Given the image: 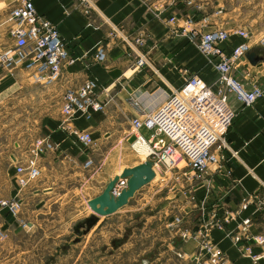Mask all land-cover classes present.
I'll use <instances>...</instances> for the list:
<instances>
[{"label": "crops", "instance_id": "crops-1", "mask_svg": "<svg viewBox=\"0 0 264 264\" xmlns=\"http://www.w3.org/2000/svg\"><path fill=\"white\" fill-rule=\"evenodd\" d=\"M33 1L39 12L57 23L74 61L66 62L59 80L50 85L30 81L23 68L13 74L0 67V103L16 96L32 104L33 111L26 107L23 113L29 116L33 112L40 120L35 134L26 133L15 154L25 158L26 149L39 136H50L57 143L56 149L42 155L41 175L23 189L10 161L17 195L8 197H22L29 222L24 226L14 220L1 223L8 238L1 241L4 255L0 264H198L201 233L210 228L214 214L222 215L245 201L249 203L242 215L251 216V232L264 233V94L246 105L231 95L232 118L219 127L229 144L225 153L236 149L238 155L231 168L225 159L211 165L210 186L207 179L191 175L186 161L176 162L172 168L153 165L154 178L116 211L98 214L88 202L115 175L147 159L123 155L120 149L124 142L132 145L131 121L141 108L158 107L191 74L217 85L216 58L201 51L191 29L208 31L217 25H233L215 19L209 24L202 19L206 13L209 20L219 16L215 9L222 0L210 5L211 10L197 13L191 24L184 20L188 5L183 0ZM172 15L179 20L168 21ZM141 30L149 32L151 40L131 47L126 39H134ZM240 40L233 34L222 45L231 51ZM99 44L107 50L102 62L94 58ZM251 44L259 46L256 52L263 58L257 63L245 58L235 68V76L248 87L258 84L264 88V46L252 36ZM141 52L148 56L144 67L136 65ZM89 76L104 86L98 95L106 105L89 117L72 119V124L89 129L95 138V143L84 146L62 128L61 103L66 88ZM133 97L141 108L134 105ZM140 130L147 138L154 137L153 129L143 126ZM73 199L78 200L75 210H64ZM31 202L35 207L28 206ZM67 214L73 222L60 221ZM92 214L98 216L95 223L80 226L76 222ZM238 222H229L228 229L210 228L227 256L223 264H264V257L257 262L252 258V253L261 250L260 244L252 239L251 252H244L242 244L228 233L236 230Z\"/></svg>", "mask_w": 264, "mask_h": 264}, {"label": "built area", "instance_id": "built-area-1", "mask_svg": "<svg viewBox=\"0 0 264 264\" xmlns=\"http://www.w3.org/2000/svg\"><path fill=\"white\" fill-rule=\"evenodd\" d=\"M188 5L184 20L187 24L195 21L194 16L199 12H207V8L217 0H183ZM224 6L219 4L215 12H223ZM209 13L203 16L205 22L209 21ZM0 23H8L10 41L0 47V67L16 74L23 68L34 83L50 85L55 83L62 74L66 62H73L67 43L63 38L57 23L45 14L39 12L33 0H0ZM179 20L176 15L168 21ZM184 31L187 29L183 25ZM201 51L209 57L216 58L218 83L216 86L208 83L200 74H191L184 84L177 88L158 107L144 110L139 100L132 98L134 105L141 108V113L132 118L131 124L136 135V141L148 143L147 157L153 160L154 166L172 168L177 159L176 151L182 155L192 170L194 178L207 179L211 165L225 159L231 168L238 150L232 149L230 154L225 153L229 146L226 135L220 130L219 125L228 124L232 118L231 95L243 104H252L264 94V88L258 84L251 87L235 76V68L243 61L251 50L252 32L242 25L230 26L217 25L216 28L203 31L198 27L191 29ZM236 34L241 38L231 51L222 45L231 35ZM129 45L146 44L151 40V35L146 30H141L134 39L127 38ZM107 57L105 45L99 44L95 50L96 62H102ZM148 63L146 52H141L136 60V65L144 67ZM104 86L94 77H87L81 84L68 87L62 96V113L64 114V128L76 141L85 145L95 143V138L89 129L80 128L72 124L75 117H89L93 111L105 108L106 102L99 98V92ZM147 126L154 130V137L147 138L141 128ZM132 134V135H133ZM130 138V136H129ZM15 145L20 147L19 142ZM57 148V143L50 136L36 137L26 149L27 156L19 158L12 153L10 161L15 166V176L20 189L36 180L42 172L41 157L48 150ZM218 149L221 152L217 151ZM128 184V177L120 176L115 182L112 192L118 195L122 188ZM248 201L241 202L234 209L224 210L222 215L214 214L209 222L210 228L228 229L227 224L238 220L236 230H229L232 238L239 242L244 252H251L252 242L261 245L258 253H252L255 262L264 257V233H252L249 224L251 216H243V211L248 206ZM0 205L6 208L16 218V222L27 225L29 219L21 215L23 207L22 197H1ZM207 227L200 237L198 264H223L226 255L214 240L211 230ZM8 235L7 229L0 223V240Z\"/></svg>", "mask_w": 264, "mask_h": 264}, {"label": "rangeland", "instance_id": "rangeland-1", "mask_svg": "<svg viewBox=\"0 0 264 264\" xmlns=\"http://www.w3.org/2000/svg\"><path fill=\"white\" fill-rule=\"evenodd\" d=\"M222 5L224 6L223 12H220L219 16L211 18L208 22L209 24L215 19L219 22L223 20L225 22L242 25L252 32V39L255 43L264 46V0H222ZM212 8L213 7L210 6L207 9L211 10ZM1 22L2 20H0V23ZM10 40L8 23H4L0 29V47ZM29 80L32 81V78H29ZM4 99H6V97H4ZM26 107H29L30 111H33L31 103L26 104L25 102L19 101V98L16 96L9 101L5 100L0 103V198L4 196L8 197L11 194L17 195V184L15 183L13 175L14 168L10 165L11 159L9 153L11 151L15 152L16 149H19V147L15 145V141L21 142V139L25 137L26 133L30 134V132H32V134H35L40 121L34 116L33 112H30L29 116L23 113ZM131 129L134 130L132 126ZM84 146L86 145L84 144ZM120 149L123 150V155H125V153L133 155L137 154L138 158L141 159L146 157L145 154L139 153L135 147L125 142ZM117 152L120 153L119 150ZM146 158L149 159V157ZM176 158L177 163L185 162L184 157L180 154ZM92 171H94V169H92L90 173ZM77 201V199L71 200V207L65 208L64 210H75L73 208H76ZM32 203L33 202L30 204ZM34 203L32 205L29 204L28 206L30 208L35 207ZM55 207L59 209V205H55L54 208ZM23 211L24 209L22 207L20 213L25 217ZM86 219L87 218L79 217L76 222L82 223L86 221ZM13 220L16 221L13 214H10L6 208H3L0 205V223L13 222ZM60 221L73 222L69 214L65 216V220ZM55 222H57V220ZM7 238L8 235L4 239ZM4 239L0 240V248H3L1 246V241ZM2 255H4V250H0V257Z\"/></svg>", "mask_w": 264, "mask_h": 264}, {"label": "water", "instance_id": "water-1", "mask_svg": "<svg viewBox=\"0 0 264 264\" xmlns=\"http://www.w3.org/2000/svg\"><path fill=\"white\" fill-rule=\"evenodd\" d=\"M256 48H259V46H253L246 54V57L253 63H257L263 58V56H259L257 54ZM135 138L136 135L133 134L130 136L129 141L132 142ZM153 164V160L149 158L134 166L126 167L121 174L115 175L106 184L101 193L89 199L88 202L92 209L98 214H109L126 204L137 189L154 178L156 171ZM120 176L128 177V184L126 187L122 188L118 195H115L111 190ZM97 220L98 216L96 214H92L88 216L86 221L82 222L80 226L85 224L90 225L95 223ZM78 233H81V231H78Z\"/></svg>", "mask_w": 264, "mask_h": 264}, {"label": "bare ground", "instance_id": "bare-ground-1", "mask_svg": "<svg viewBox=\"0 0 264 264\" xmlns=\"http://www.w3.org/2000/svg\"><path fill=\"white\" fill-rule=\"evenodd\" d=\"M136 150L139 152V153H142V154H147L148 153V150H149V146H148V143L145 142V141H142V140H139V141H136L135 144H134ZM177 156H179V152L176 151L174 153V157L176 158ZM145 157V156H144ZM177 159V158H176Z\"/></svg>", "mask_w": 264, "mask_h": 264}]
</instances>
